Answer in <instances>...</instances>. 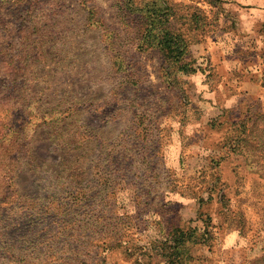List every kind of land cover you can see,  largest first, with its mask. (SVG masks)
I'll return each instance as SVG.
<instances>
[{"label":"rangeland","instance_id":"1","mask_svg":"<svg viewBox=\"0 0 264 264\" xmlns=\"http://www.w3.org/2000/svg\"><path fill=\"white\" fill-rule=\"evenodd\" d=\"M152 2L0 0V264H264V0Z\"/></svg>","mask_w":264,"mask_h":264},{"label":"trees","instance_id":"2","mask_svg":"<svg viewBox=\"0 0 264 264\" xmlns=\"http://www.w3.org/2000/svg\"><path fill=\"white\" fill-rule=\"evenodd\" d=\"M123 2L126 4V10L128 15H136L135 13L138 12L141 14H137L136 16L138 18L135 19H143L144 21H141V24L139 28L136 24H134V27L138 30L140 28L144 29L142 32L143 38L141 42L137 43V47L143 46L142 43H146L147 45L154 44L155 47L159 48V51L163 54L164 57H172L173 53L175 54V57L177 58L184 50L185 44H183V39L181 36L176 33L175 31L171 30L172 26H165L163 27V21L165 22L166 18V10L164 8L160 7V9H153L156 7V3L152 2V14L151 16L148 15V12L145 11L144 7H134L132 8L134 0H123ZM148 5L149 3L146 2ZM28 11V9H26ZM135 16V17H136ZM150 17V18H149ZM133 25V24H129ZM150 25V28H149ZM156 27L157 30L155 33L151 34L152 28ZM146 33V34H145ZM150 35L151 39H146V36ZM114 51V49H112ZM19 59V56H18ZM2 61H0L1 63ZM12 65V68H8L7 71L1 72L0 69V88L3 92H6V96H11L15 92L19 91V81L16 76V73L14 71L18 70L19 66V60L14 59L9 61ZM14 97V96H13ZM74 142V140L72 141ZM79 167V166H78Z\"/></svg>","mask_w":264,"mask_h":264},{"label":"crops","instance_id":"3","mask_svg":"<svg viewBox=\"0 0 264 264\" xmlns=\"http://www.w3.org/2000/svg\"><path fill=\"white\" fill-rule=\"evenodd\" d=\"M247 75H249L248 72H246V75H245V80H243L242 83H233L230 87H227L226 88V91L225 89L222 90L221 86L218 85V87L215 89V95L217 94V91L218 92H222V95L224 96V99L225 98H230L232 101H242V99H244L245 103H248V101L251 100V97L255 96L256 97H259V91L262 90V92L264 91V79H263V75L260 73L259 76L257 77V79H251V77H247ZM230 83H232L230 81ZM233 88L237 89L238 90V93H239V97L240 99L235 95L233 98H232V95L234 94V92L232 93V90ZM214 90V89H212ZM225 91V92H224ZM229 91L231 93H229ZM261 103L257 106L260 107V110L264 111V98L261 97ZM225 107H227V104L225 105Z\"/></svg>","mask_w":264,"mask_h":264}]
</instances>
